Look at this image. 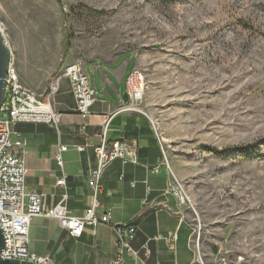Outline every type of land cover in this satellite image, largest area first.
Returning <instances> with one entry per match:
<instances>
[{
    "label": "rangeland",
    "instance_id": "rangeland-1",
    "mask_svg": "<svg viewBox=\"0 0 264 264\" xmlns=\"http://www.w3.org/2000/svg\"><path fill=\"white\" fill-rule=\"evenodd\" d=\"M0 24L35 94L67 65L133 53L196 264L213 244L218 264H264V0H0Z\"/></svg>",
    "mask_w": 264,
    "mask_h": 264
},
{
    "label": "crops",
    "instance_id": "crops-1",
    "mask_svg": "<svg viewBox=\"0 0 264 264\" xmlns=\"http://www.w3.org/2000/svg\"><path fill=\"white\" fill-rule=\"evenodd\" d=\"M83 64L96 91V101L88 118L76 112L70 82L61 78L52 99L54 110L60 114L58 122L55 125L28 122L14 126L18 133L14 139H18L22 147L13 151L24 152L27 190L45 194L46 206L52 207L65 191L56 183L64 173L67 212L81 216L90 202L88 176L96 166L95 147L101 140L106 122V140L111 142L124 136L134 142L138 163H122L115 159L102 172L97 213L110 211L109 223H100L96 227L87 225L81 236L75 238L61 228L55 218L34 217L28 228V250L51 257L53 264H110L117 254L114 225L134 220L136 233L131 246L137 256L125 251L120 264H196L191 215L165 192L170 180L166 168L163 172L161 166L157 174L149 169L162 161L161 145L150 118L137 111L118 113L109 118L121 100L124 101V94H128L129 78L136 68L135 56L126 52L113 59H91ZM20 76L29 83L21 73ZM45 94L36 95L44 97ZM60 145L67 146V150L59 152ZM78 146L82 149L77 150ZM163 204L167 207L160 208ZM172 233L177 236L173 250L168 248L165 240L154 239L158 234ZM146 243L147 256L143 248ZM211 246L205 254L212 258L211 264H218L216 259L221 250L214 244ZM261 253L253 255L264 258V252ZM239 256L248 258L251 255Z\"/></svg>",
    "mask_w": 264,
    "mask_h": 264
},
{
    "label": "built area",
    "instance_id": "built-area-1",
    "mask_svg": "<svg viewBox=\"0 0 264 264\" xmlns=\"http://www.w3.org/2000/svg\"><path fill=\"white\" fill-rule=\"evenodd\" d=\"M0 34L4 44L9 48L8 41L4 34V29L0 24ZM137 71H133L129 78L127 101L121 100V104L109 115L124 112L137 111L136 105L142 99V88L137 81ZM61 78H67L70 82L71 92L76 103V112L84 118L90 116V108L96 101V91L90 84L89 75L82 62L67 65L47 87L44 97H39L27 87L22 85L13 64L12 57L6 71L5 98L0 106V232L3 238V247L0 248V256L7 259H17L30 261L35 264H53V259L49 256H39L30 252L28 246V228L30 220L34 217L55 218L59 226L69 232L72 237L78 238L84 231L85 226L96 227L100 223L110 222V211L97 213L99 208L98 196L102 190L101 176L104 169L115 159H120L122 163L137 164V149L134 142L127 140L124 136L114 141H107L105 133L107 123H104L101 133V140L95 147L96 166L90 171L88 176V186L91 189L90 202L81 216L68 214L66 209V175L57 179L56 183L64 188V193L57 204L52 207L46 206V196L43 193L27 190L25 184L26 166L24 152H14V148H21V142L14 137L18 133L14 126L19 123L40 122L56 124L60 114L57 113L52 104V99L58 89ZM136 79V80H135ZM108 118V120H109ZM107 120V121H108ZM151 120V119H150ZM152 123V121H151ZM159 139V137H158ZM160 145L161 141L159 139ZM81 150L80 146L76 147ZM67 146L60 145L59 152L66 151ZM162 161L149 167L150 172L157 174L161 166H165L170 174V180L165 192L177 201L179 206L189 204L186 191L181 183L173 175L161 147ZM58 162L61 164L60 155ZM191 206V204H189ZM167 207L163 204L160 208ZM117 254L110 264H120L122 254L126 252L137 256V251L131 246L136 233V223L134 220L115 224ZM193 233L195 231L193 230ZM198 234V233H197ZM154 239L165 240L168 248L173 250L177 239L176 233L162 236H154ZM194 246L197 248L198 239ZM145 255L149 254L147 243L143 246ZM196 257L200 255L198 249Z\"/></svg>",
    "mask_w": 264,
    "mask_h": 264
},
{
    "label": "water",
    "instance_id": "water-1",
    "mask_svg": "<svg viewBox=\"0 0 264 264\" xmlns=\"http://www.w3.org/2000/svg\"><path fill=\"white\" fill-rule=\"evenodd\" d=\"M11 53L8 47L4 44L3 38L0 34V106L5 98L6 87V71L10 62ZM128 94H124V101H127ZM3 247V238L0 232V248ZM0 264H35L30 261H23L17 259H7L0 256Z\"/></svg>",
    "mask_w": 264,
    "mask_h": 264
},
{
    "label": "trees",
    "instance_id": "trees-1",
    "mask_svg": "<svg viewBox=\"0 0 264 264\" xmlns=\"http://www.w3.org/2000/svg\"><path fill=\"white\" fill-rule=\"evenodd\" d=\"M69 49V40H68V38L66 37V40H65V46H64V51H65V53L67 52V50ZM236 150V151H238V152H240V147H234V148H231L230 150ZM214 151H217V150H214Z\"/></svg>",
    "mask_w": 264,
    "mask_h": 264
},
{
    "label": "bare ground",
    "instance_id": "bare-ground-1",
    "mask_svg": "<svg viewBox=\"0 0 264 264\" xmlns=\"http://www.w3.org/2000/svg\"><path fill=\"white\" fill-rule=\"evenodd\" d=\"M136 80V79H135Z\"/></svg>",
    "mask_w": 264,
    "mask_h": 264
}]
</instances>
